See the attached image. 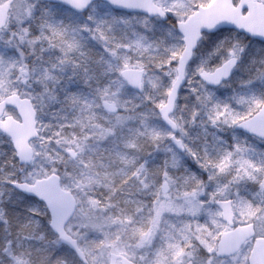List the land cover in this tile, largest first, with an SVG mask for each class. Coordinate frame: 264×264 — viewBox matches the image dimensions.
I'll list each match as a JSON object with an SVG mask.
<instances>
[{
    "label": "snow or ice",
    "instance_id": "obj_1",
    "mask_svg": "<svg viewBox=\"0 0 264 264\" xmlns=\"http://www.w3.org/2000/svg\"><path fill=\"white\" fill-rule=\"evenodd\" d=\"M41 255L264 264V0H0V261Z\"/></svg>",
    "mask_w": 264,
    "mask_h": 264
},
{
    "label": "rangeland",
    "instance_id": "obj_2",
    "mask_svg": "<svg viewBox=\"0 0 264 264\" xmlns=\"http://www.w3.org/2000/svg\"><path fill=\"white\" fill-rule=\"evenodd\" d=\"M93 191L102 192L103 189L97 185ZM127 206L133 205L128 203ZM99 223H103V218L98 210L90 208L87 203L80 204L76 202L75 212L72 218L65 225V230L69 232L75 239L80 241L82 248L88 249L98 240L100 230L92 227V225ZM85 225H87V227H85ZM116 227L117 226L114 224H104V229L106 231ZM79 233H82L83 235H78ZM85 235L87 237L86 240L84 239ZM96 251H99V249H93V254H95ZM105 255H107V249H105ZM65 259L67 264H73V259L71 256H68Z\"/></svg>",
    "mask_w": 264,
    "mask_h": 264
},
{
    "label": "water",
    "instance_id": "obj_3",
    "mask_svg": "<svg viewBox=\"0 0 264 264\" xmlns=\"http://www.w3.org/2000/svg\"><path fill=\"white\" fill-rule=\"evenodd\" d=\"M44 191L48 190V186L45 185L43 188ZM76 207V202L75 201H68L65 202L64 200L58 201L56 205V213L60 217L63 218L65 223L62 225L65 228V225L69 221V219L72 217Z\"/></svg>",
    "mask_w": 264,
    "mask_h": 264
},
{
    "label": "trees",
    "instance_id": "obj_4",
    "mask_svg": "<svg viewBox=\"0 0 264 264\" xmlns=\"http://www.w3.org/2000/svg\"><path fill=\"white\" fill-rule=\"evenodd\" d=\"M126 207L129 209V210H132L133 209V206H127ZM73 259V258H72ZM34 261H35V264H47V261L43 258V256L41 255L40 257H34ZM0 264H3L2 261H0Z\"/></svg>",
    "mask_w": 264,
    "mask_h": 264
}]
</instances>
